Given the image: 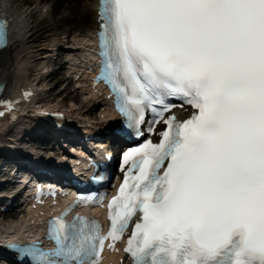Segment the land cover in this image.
<instances>
[{
    "label": "snow or ice",
    "instance_id": "1",
    "mask_svg": "<svg viewBox=\"0 0 264 264\" xmlns=\"http://www.w3.org/2000/svg\"><path fill=\"white\" fill-rule=\"evenodd\" d=\"M99 16L100 78L125 127L143 135L150 111L148 131L167 129L124 154L138 157L133 183L126 174L109 204L106 235L59 217L55 250L20 251L35 264H99L139 212L133 264H264V0H100ZM6 39L0 20V47ZM169 98L195 111L165 119Z\"/></svg>",
    "mask_w": 264,
    "mask_h": 264
},
{
    "label": "bare ground",
    "instance_id": "2",
    "mask_svg": "<svg viewBox=\"0 0 264 264\" xmlns=\"http://www.w3.org/2000/svg\"><path fill=\"white\" fill-rule=\"evenodd\" d=\"M65 2L67 8L59 18H52L53 9L50 8L48 10H42L44 13H42L41 11V18L44 21L35 22L34 16L36 7H25L24 5L23 7L19 8L14 7L13 0H0L2 10L11 18L13 24L10 46L0 51V80L7 83L6 91L8 93L15 92L14 94L10 95V99L12 101L17 100V103L15 104V108L17 110L22 109L27 101V97L22 96L19 93L18 87L22 86V89H28L31 92V96L34 98H36L37 96L39 85L38 81L33 79V74L36 71L35 66L38 62V59L46 57L47 62L50 61V53L42 55L44 53V50H47L48 46L50 45L49 41L52 38L59 40L62 36H65L67 39H76V43L75 41L74 43L78 44L76 46V48L78 49L80 47L79 45L85 47L87 40L97 30V25L95 23L97 7L96 1L89 2V4L87 5L89 7V10L87 9V7H84L82 11H80V9L77 7L74 0H65ZM85 11L86 14L90 12V16H84V22L80 21V18L78 19L79 22H81L80 25L77 24L80 33L72 36L71 32L77 26L76 24H74V19L78 18ZM59 29H63V32H58ZM75 32L76 31H74V33ZM73 52L74 50L71 49L68 53L72 55ZM55 60H58V58H56ZM55 73L56 70H52L42 75L39 79V83L49 80ZM51 90L52 89L48 91ZM63 90L64 89H62V91ZM65 98L67 99L76 97L73 94L69 93ZM75 100L78 101V98ZM84 104L85 102L81 100L80 104H78L81 106L79 108H76V110H69V108L64 109L57 106H53L51 108L61 114H64V111L67 110L66 112H69L72 118H79L82 122L84 113L91 110V108H86ZM101 114H105L106 119L99 122L95 126H102L107 121L114 122L117 118L114 114H107L106 112H101ZM92 118L94 120H97L98 117L92 116ZM30 124V120L22 117L18 121L11 123H9L8 121H0V139L3 142H7V146L9 147V151L5 149L2 150L1 154L4 157L6 155H11L12 147H14V149H16L19 153L21 152V145L17 143V140L21 138L25 133L29 132ZM41 129L42 128H36L35 130L32 129V135L37 134L38 130ZM44 130L49 132L47 129ZM40 133L44 132L42 131ZM72 151H74V149H72ZM67 153L70 152L67 151ZM71 157L73 156L71 155ZM49 162L54 161H52L51 158ZM5 188L6 190H3L4 192L2 194H5L8 189H11L6 185Z\"/></svg>",
    "mask_w": 264,
    "mask_h": 264
},
{
    "label": "rangeland",
    "instance_id": "3",
    "mask_svg": "<svg viewBox=\"0 0 264 264\" xmlns=\"http://www.w3.org/2000/svg\"><path fill=\"white\" fill-rule=\"evenodd\" d=\"M77 7L80 9V11H82L84 9V7H87V5L89 4L87 1L88 0H74ZM72 2V1H71ZM88 3V4H87ZM13 4L14 7H23L25 5V7H36V12H35V22H42L44 21L41 17H42V13H44L42 10H48L50 8L53 9V13H52V18L57 19L59 18L62 13L65 11V9L67 8L66 6V2L65 0H13ZM39 6V8H38ZM87 9L89 10V8L87 7ZM42 11V13H41ZM86 16L89 17L90 16V12L86 14V11L84 13H82L78 18L74 19V24H80L79 20L81 21V19H85L82 17ZM80 18V19H79ZM79 19V20H78ZM77 31V30H75ZM60 33L63 32V29H59ZM77 32H75L76 34ZM80 33V32H79ZM69 43H74V40L72 38L67 39L65 36H62L61 39L56 40L54 38H52L49 41V46L47 48V50H44V53L42 55H45L47 53H50L51 57H50V61L47 62L46 57L42 58V59H38V62L36 63V71L34 72V80L38 81V87L43 89V94H41L40 96L43 97V103L45 102H52V105L57 106V107H62L64 109H68L70 106L73 108V101L75 103H77V101H75V99L78 98V100L81 102L82 99V94L79 93V96L77 95V92H79V88L76 87L75 82H72L67 79L66 80V66H67V60L70 58L69 56H71L68 53V47L67 44ZM62 45V47H61ZM62 56V58H61ZM60 57V58H59ZM56 58H58V60H55ZM52 70H56V73L52 76V78H50L47 81H42L39 83V79L41 78L42 75L52 71ZM52 89L51 91H48ZM64 89V92H61V90ZM76 89V91H75ZM57 93H59V96H56ZM69 93L73 94L76 98H65ZM80 97V98H79ZM72 99V100H71ZM83 100H87V96L85 95V98ZM82 100V101H83ZM96 110H92V114L94 116ZM91 112V110L89 111ZM89 112H85V114H89ZM88 118V117H86ZM30 131V130H29ZM32 134V133H31ZM22 143V144H21ZM20 144L22 146H27V147H32L35 150L37 147H44L43 144H41V142H39V140H33L31 139L29 136H25L24 138L21 139ZM63 146L61 145H57L56 148H54L52 153H55L57 150H59V153H65V149L61 148ZM40 149V148H39ZM62 149V150H61ZM39 151L43 152L42 149H40ZM49 154V153H48ZM6 159L0 158V163H3ZM8 167H12V166H8ZM7 167V168H8ZM3 169H6L5 166L0 167V172L1 174H3ZM22 220H20V218H18L17 222L9 219L8 216L4 215V216H0V224H12L15 226H18L19 223Z\"/></svg>",
    "mask_w": 264,
    "mask_h": 264
}]
</instances>
